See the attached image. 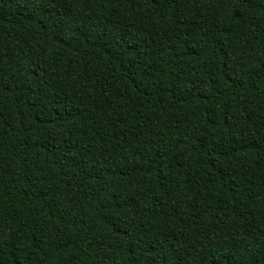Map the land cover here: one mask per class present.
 Segmentation results:
<instances>
[{
    "label": "trees",
    "instance_id": "1",
    "mask_svg": "<svg viewBox=\"0 0 264 264\" xmlns=\"http://www.w3.org/2000/svg\"><path fill=\"white\" fill-rule=\"evenodd\" d=\"M0 264H264V0H0Z\"/></svg>",
    "mask_w": 264,
    "mask_h": 264
}]
</instances>
